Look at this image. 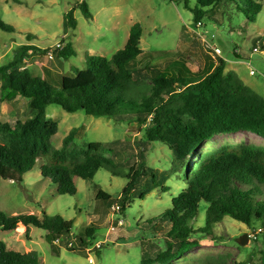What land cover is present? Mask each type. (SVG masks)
Instances as JSON below:
<instances>
[{"label": "trees", "instance_id": "1", "mask_svg": "<svg viewBox=\"0 0 264 264\" xmlns=\"http://www.w3.org/2000/svg\"><path fill=\"white\" fill-rule=\"evenodd\" d=\"M182 1L192 11L195 23L214 19V10L223 6L229 7L233 14L242 15L246 22H255L263 9L261 0H194L193 6H189V0ZM78 5L87 17L91 16L84 1ZM75 9L71 8L64 16L65 33L77 26ZM0 28L15 30L1 18ZM142 34V25L134 23L122 49L111 57L88 55L87 68L75 75H64L61 89L23 66L25 58L37 49L34 45H22L12 60L0 65V99L11 101L22 97L30 111L25 120L0 123V177L20 181L41 161L42 176L57 185V192L75 195V177L93 179L98 170L106 169L129 179L124 195L117 199L122 213L140 175L149 173L150 180L144 184L168 189L152 168L145 167L147 147L160 142L172 151V172H181L186 188L173 197L171 208L154 218L170 223L165 232V249L153 256L145 252L141 264L172 263L198 247L199 241L193 235L213 236L214 226L225 216L249 226L255 220L260 221L261 233L264 230V146L224 144L201 153L197 151L204 142L220 134L250 132L264 138V97L248 86L235 70L226 71L227 63L223 59L209 63L197 76L184 75L183 63L182 69L174 66L173 71L150 65L151 75L141 73L136 61L144 53L140 47ZM57 49L53 51L64 59L76 55L70 42ZM52 104L68 112L83 110L88 115L119 123H139L143 144L140 159L132 162L125 156L119 139L76 144V128L64 137L60 149L55 148L52 137L58 132L59 124L46 110ZM193 155L196 160L191 158ZM148 191L143 189L140 195L144 197ZM97 198L108 200L110 195L99 190ZM202 202L207 207L205 224L195 228ZM19 225H24L26 230L30 226L47 230L53 244L57 241L70 251L78 247L85 250L95 240L98 230L94 223L87 226L78 238L80 246H75L58 238L69 235L72 229V222L60 215L50 216L45 212L42 216L9 215L0 210L1 230L13 231ZM58 250L53 247L54 252ZM0 264H41V261L36 250L8 249L0 240Z\"/></svg>", "mask_w": 264, "mask_h": 264}, {"label": "rangeland", "instance_id": "2", "mask_svg": "<svg viewBox=\"0 0 264 264\" xmlns=\"http://www.w3.org/2000/svg\"><path fill=\"white\" fill-rule=\"evenodd\" d=\"M83 1L89 8L90 17L78 5ZM183 2L0 0V18L15 27L14 31L0 28V65L12 60L22 45H34L37 49L25 58L23 66L61 89L64 75H75L87 68L88 55L111 57L122 49L131 26L138 22L143 28L140 47L144 53L136 61L141 73L151 75L149 68L152 66L170 71L174 66L182 69L180 64L183 63L184 75H200L209 63L219 61L206 46L209 42L223 49H234L236 54L229 57L231 60L226 64V71L235 70L248 86L264 97V56L252 52L257 45L264 50V0H261L263 9L255 22H246L242 15L233 14L229 7L223 6L214 10V19L203 20L202 25L195 23L192 11ZM193 5L194 0H189V6ZM73 7L76 8L77 26L65 33L64 16ZM68 42L76 51L75 56L64 59L53 51L58 45L57 51L61 50ZM252 70L255 71L253 75ZM46 110L48 116L59 124L58 132L52 137L55 148L60 149L64 137L76 128V144L107 143L119 139L125 156L132 162L140 159L143 144L139 123H119L88 115L83 110L68 112L55 104ZM29 116L24 98L0 99V123L15 124ZM245 143L264 146V138L250 132L220 134L204 142L197 153L224 144ZM145 156V167L152 168L168 189L146 185L144 183L150 180L149 173L140 175L122 213L114 207L120 204L117 199L124 195L129 179L124 175H113L106 169L98 170L93 179L75 177V195L59 194L57 185L42 176L41 161H37L20 181L0 177V210L5 213L60 215L72 222V229L69 235L58 238L75 246H80L78 238L87 226L94 223L98 229L95 240L85 250L78 247L76 251H70L57 241L53 244L54 241L47 236L48 231L35 226L28 230L21 225L13 231L0 229V240L8 249L19 252L36 250L41 264H141L145 252L153 256L165 249V232L170 223L154 218L171 208L173 197L186 188L181 172H172L173 154L167 145L155 142L147 147ZM191 158L196 160L197 157L193 155ZM143 189L149 190L144 197L140 195ZM99 190L108 193L110 198H97ZM206 208V203L202 202L195 228L205 224ZM259 228H262L260 221L255 220L249 226L225 216L214 226L213 236L201 238L193 235L199 241L198 247L170 264H264V230L259 233ZM243 235L248 236L245 245L238 241ZM98 243H101L99 247ZM53 247L59 250L54 252Z\"/></svg>", "mask_w": 264, "mask_h": 264}, {"label": "built area", "instance_id": "3", "mask_svg": "<svg viewBox=\"0 0 264 264\" xmlns=\"http://www.w3.org/2000/svg\"><path fill=\"white\" fill-rule=\"evenodd\" d=\"M198 25H202V21L198 22ZM206 46L208 47V49L210 50L212 56H213L215 59H223L226 63H228V62L231 60V59L229 60V57L231 56L232 53L235 52L234 49H229V50H227V49H223V48L218 47V46H213V45H211L209 42L206 43ZM57 48H60V45H58ZM252 52H253V53H258V54L264 56V50H262V49L260 48V46H258V45L255 46V47H253ZM51 55H52V54H51ZM251 74H252V75L255 74V71L252 70V71H251ZM119 209H120V206H119V205H116V206L114 207V210H117L118 213H119ZM117 219H120V217H117ZM113 229H114V227L112 228V230H113ZM100 244H101V243H98V245H97V244H95V245H97V246L99 247ZM95 245H94V246H95Z\"/></svg>", "mask_w": 264, "mask_h": 264}, {"label": "water", "instance_id": "4", "mask_svg": "<svg viewBox=\"0 0 264 264\" xmlns=\"http://www.w3.org/2000/svg\"><path fill=\"white\" fill-rule=\"evenodd\" d=\"M247 240H248V236L247 235H243L242 237L239 238V243L241 245H245L247 243Z\"/></svg>", "mask_w": 264, "mask_h": 264}, {"label": "crops", "instance_id": "5", "mask_svg": "<svg viewBox=\"0 0 264 264\" xmlns=\"http://www.w3.org/2000/svg\"><path fill=\"white\" fill-rule=\"evenodd\" d=\"M233 62H236V63H239V64H241V63H243L242 61H233ZM21 226H24V225H21ZM19 227V226H18ZM17 227V228H18ZM25 227V226H24Z\"/></svg>", "mask_w": 264, "mask_h": 264}]
</instances>
